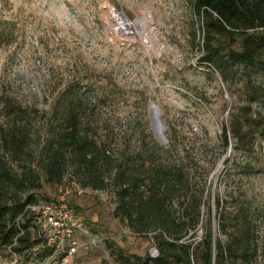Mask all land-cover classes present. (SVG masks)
Wrapping results in <instances>:
<instances>
[{
  "label": "rangeland",
  "instance_id": "rangeland-1",
  "mask_svg": "<svg viewBox=\"0 0 264 264\" xmlns=\"http://www.w3.org/2000/svg\"><path fill=\"white\" fill-rule=\"evenodd\" d=\"M204 28V14L193 0H0V135L24 134L19 147L3 146L0 138V171L8 169L16 179L30 165L40 187L23 192L32 193L37 205L65 191L64 201L95 242L78 235L80 245L64 264H116L106 248L109 241L126 254H148L152 233L130 231L112 217L111 192L81 186L70 170L60 183L45 181L35 163L49 123L57 126L59 112L50 113L48 105L61 90L80 95L78 127L107 152L125 143L147 150L154 142L171 144L174 149L165 154L169 163L180 159L182 148L190 190L203 187L213 229L217 211L228 224L219 235L223 243L238 234L240 213L251 214L255 254L248 262L228 258L226 264H264V139L256 129L240 140L232 135L243 114H264L263 82L257 74L246 78L230 61L207 59L210 48L222 54L239 48L240 36L220 30L205 43ZM256 30L264 32V26ZM0 190L6 201L18 192L1 176ZM26 229L31 239L38 238L31 219ZM201 234L197 224L188 240ZM46 246L40 241L20 253L0 248V264H57L54 249L39 259Z\"/></svg>",
  "mask_w": 264,
  "mask_h": 264
},
{
  "label": "trees",
  "instance_id": "trees-1",
  "mask_svg": "<svg viewBox=\"0 0 264 264\" xmlns=\"http://www.w3.org/2000/svg\"><path fill=\"white\" fill-rule=\"evenodd\" d=\"M193 7L204 14L205 43L209 42L211 32L220 30L237 31L240 36L239 48L230 47L223 54L210 48L205 57L222 65L229 61L234 63L246 78L251 73L257 74L264 87V32L256 30L264 26V0H193ZM247 28L252 30L247 31ZM79 104L80 95L61 90L48 105L50 113L59 112V120L56 128L49 123L48 132L41 141L43 150L35 165L50 184L60 183L70 170L83 187L107 188L114 198L112 217L133 233H152L157 250L155 257L147 253L126 254L109 241L106 248L116 264H226L228 258L249 261L256 250L251 214L247 210L240 213L242 224L238 234L228 244L223 243L219 235L225 234L228 224L217 211L213 229L208 206L203 208V187L197 193L190 190L192 175L187 169L188 162L183 161L185 151L182 148L180 152L184 154L180 159L169 163L165 154L174 149L171 144L162 146L154 142L152 150H147L139 145L129 149L125 143L116 152H107L103 145L79 129ZM242 118L232 127L236 140L245 138L248 131L251 135L255 129L264 139V114L245 113ZM242 125L248 129L242 130ZM226 131L223 125L220 136L223 147L227 145ZM0 138L3 146L19 147L24 134L5 130ZM158 153L163 156L161 159ZM0 176L1 180L13 183L18 191L6 201L0 190V248L8 247L20 253L42 241L31 239L26 229L30 220L27 206L38 201L32 193L23 192L40 187V181L30 165L28 171L16 179L8 169H2ZM214 202L218 206L219 197L216 196ZM197 224L202 225L201 236L197 241L188 240ZM52 250L53 247H41L39 259L52 254ZM58 254L60 258L62 253Z\"/></svg>",
  "mask_w": 264,
  "mask_h": 264
},
{
  "label": "built area",
  "instance_id": "built-area-1",
  "mask_svg": "<svg viewBox=\"0 0 264 264\" xmlns=\"http://www.w3.org/2000/svg\"><path fill=\"white\" fill-rule=\"evenodd\" d=\"M64 194L65 191L49 204L37 205L35 203L27 206L36 236L41 238L47 246L62 253L57 264L66 263L76 252L80 245L78 235L88 237V242L91 244L95 242V239L90 237L88 228L83 224L82 219L64 201ZM148 255L150 257L157 255L153 242L148 249Z\"/></svg>",
  "mask_w": 264,
  "mask_h": 264
},
{
  "label": "bare ground",
  "instance_id": "bare-ground-1",
  "mask_svg": "<svg viewBox=\"0 0 264 264\" xmlns=\"http://www.w3.org/2000/svg\"><path fill=\"white\" fill-rule=\"evenodd\" d=\"M119 18H121V23H120V25H121L122 27H124L123 25H126L127 21L125 20V18H124L122 15L119 16ZM138 21L141 22V23H144V24H145V22H146L144 19H139Z\"/></svg>",
  "mask_w": 264,
  "mask_h": 264
}]
</instances>
